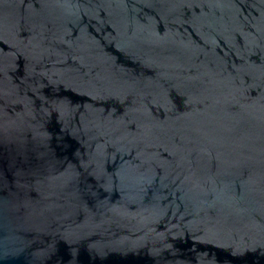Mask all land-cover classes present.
Returning <instances> with one entry per match:
<instances>
[{
    "label": "water",
    "instance_id": "obj_1",
    "mask_svg": "<svg viewBox=\"0 0 264 264\" xmlns=\"http://www.w3.org/2000/svg\"><path fill=\"white\" fill-rule=\"evenodd\" d=\"M0 264H264V0H0Z\"/></svg>",
    "mask_w": 264,
    "mask_h": 264
}]
</instances>
